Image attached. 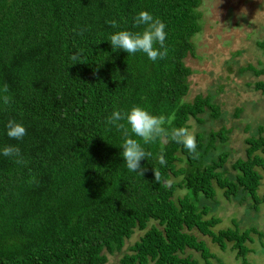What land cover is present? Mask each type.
I'll return each instance as SVG.
<instances>
[{"label":"trees","instance_id":"1","mask_svg":"<svg viewBox=\"0 0 264 264\" xmlns=\"http://www.w3.org/2000/svg\"><path fill=\"white\" fill-rule=\"evenodd\" d=\"M200 2L0 0V87L6 83L11 96L7 105L0 99V264H106L134 229L142 233L118 264H200L186 249L209 264L213 254L192 229L220 249L230 243L246 264L245 241L262 233L240 229L233 217L231 226L214 229L220 217L210 204L237 197L256 210L264 200L257 194L263 127L244 138V157L228 167L225 151L204 161L216 141L226 140L223 128L195 133L198 158L170 138L141 141L150 153L140 161L141 176L127 170L124 137L108 123L113 111L136 105L174 115L171 127H188V118L199 120L206 108L216 114L207 96L180 100L189 72L182 58L199 29ZM140 11L166 25L164 59L114 51L108 41L117 31L142 32L144 25L133 27ZM257 44L264 53V41ZM255 72L264 75V62ZM253 88L264 92V77ZM10 119L26 128L22 140L7 136ZM8 145L19 147L24 163L3 155Z\"/></svg>","mask_w":264,"mask_h":264},{"label":"rangeland","instance_id":"2","mask_svg":"<svg viewBox=\"0 0 264 264\" xmlns=\"http://www.w3.org/2000/svg\"><path fill=\"white\" fill-rule=\"evenodd\" d=\"M196 11L199 29L190 37L191 52L182 58L189 72L185 78L187 87L180 100L190 102L195 95L207 96L216 106V114L212 115L206 108L197 114L199 120L190 116L187 124L194 134L201 132L204 137L211 131L225 129L226 140L216 141L215 148L204 161L225 151V167H228L236 157H244L246 136L255 133L257 126L263 127L264 134V92L253 88V83L264 77L255 72L264 62L263 48L257 44L264 41V0H201ZM259 172L261 180L257 194L264 197V170L259 168ZM237 201V197L231 201L220 197L219 203L210 204L211 210L220 217L214 229L231 226V217L240 229L254 226L262 235L251 233V239L245 241L248 247L246 264H264V200L256 210L248 208L245 201ZM191 232L202 239L213 254L208 258L209 264H218V261L240 264L230 243L220 249L208 236L195 229ZM141 233L134 229L119 252L107 254L106 264H118L119 257L129 252L128 246ZM186 252L196 257L200 264H205L197 251L186 249Z\"/></svg>","mask_w":264,"mask_h":264},{"label":"clouds","instance_id":"3","mask_svg":"<svg viewBox=\"0 0 264 264\" xmlns=\"http://www.w3.org/2000/svg\"><path fill=\"white\" fill-rule=\"evenodd\" d=\"M113 28H117L118 24L115 20L107 21ZM144 25L142 32H132L129 30L117 31L110 35L109 42L112 49L123 50L128 55H134L137 52H143L147 57L155 62L157 59H164L168 54V49L165 45L166 40V25L158 18L154 17L147 11H140L134 17L133 27ZM84 29L78 33L83 34ZM158 45L159 47H156ZM71 59L76 61L77 54H73ZM77 64V63H74ZM73 65V64H72ZM9 88L5 83L0 87V99L5 105L11 102V96L8 95ZM174 115L166 117L165 115H153L141 106H132L130 111L122 112L115 110L108 117V123L113 125L118 132L124 137L121 148V156L125 161L128 171L138 172L143 176L144 169L141 168L140 161L150 155L142 147L143 144H150L161 138H170L172 141L179 143L186 148L193 158H198L196 137L193 131L188 127H171ZM126 121V123H125ZM7 136L10 139L22 140L26 135V128L22 123L15 120H8L5 125ZM133 136L139 139L133 138ZM5 157L15 158L17 164L24 163L22 153L18 146L8 145L3 148ZM160 164H165L166 161L161 155L159 157ZM155 180L160 182L161 177L158 172H154ZM171 181H165V187L170 186Z\"/></svg>","mask_w":264,"mask_h":264}]
</instances>
